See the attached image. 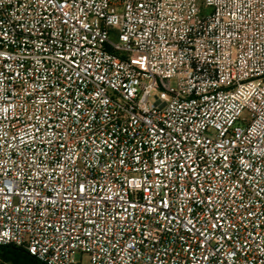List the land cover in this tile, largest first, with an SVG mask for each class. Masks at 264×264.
I'll return each mask as SVG.
<instances>
[{
	"label": "built area",
	"instance_id": "obj_1",
	"mask_svg": "<svg viewBox=\"0 0 264 264\" xmlns=\"http://www.w3.org/2000/svg\"><path fill=\"white\" fill-rule=\"evenodd\" d=\"M8 246L264 264V0H0Z\"/></svg>",
	"mask_w": 264,
	"mask_h": 264
},
{
	"label": "trees",
	"instance_id": "obj_2",
	"mask_svg": "<svg viewBox=\"0 0 264 264\" xmlns=\"http://www.w3.org/2000/svg\"><path fill=\"white\" fill-rule=\"evenodd\" d=\"M0 257L3 264H42L26 250L12 246L0 247Z\"/></svg>",
	"mask_w": 264,
	"mask_h": 264
},
{
	"label": "rangeland",
	"instance_id": "obj_3",
	"mask_svg": "<svg viewBox=\"0 0 264 264\" xmlns=\"http://www.w3.org/2000/svg\"><path fill=\"white\" fill-rule=\"evenodd\" d=\"M0 264H3L1 257H0ZM84 264H88V258L84 259Z\"/></svg>",
	"mask_w": 264,
	"mask_h": 264
}]
</instances>
